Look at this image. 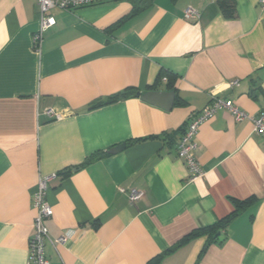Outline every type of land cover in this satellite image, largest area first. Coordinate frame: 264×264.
<instances>
[{"label": "crops", "instance_id": "crops-1", "mask_svg": "<svg viewBox=\"0 0 264 264\" xmlns=\"http://www.w3.org/2000/svg\"><path fill=\"white\" fill-rule=\"evenodd\" d=\"M132 1L50 9L36 49L37 0H0V264L27 261L41 175H52L48 264H264V140L252 121L222 109L199 125V178L177 152L211 95L264 110V10L234 0L226 18L218 0H151L129 15ZM236 200L248 203L217 239L179 243Z\"/></svg>", "mask_w": 264, "mask_h": 264}, {"label": "built area", "instance_id": "built-area-1", "mask_svg": "<svg viewBox=\"0 0 264 264\" xmlns=\"http://www.w3.org/2000/svg\"><path fill=\"white\" fill-rule=\"evenodd\" d=\"M111 1L118 0H37L39 7V24L38 28L33 33V46L36 49L39 48L44 30L55 23L54 17L49 14L50 9L58 8L64 11H71L77 8ZM257 3L259 7L264 10V0H257ZM195 15L196 11L191 7L186 9V17L194 18ZM236 84L237 81H229V83L225 85L230 87ZM222 109L227 110L237 121L244 119L252 121L254 131L261 135L264 140V110L257 115L250 116L248 113L237 107L231 99L211 95L209 103L187 121L183 134L178 142V157L184 160L188 170V179L190 180H194L203 175V170L195 156L197 145L194 138L197 129L203 121L212 117L218 110ZM45 114L49 117H60V114L53 109H47ZM51 176L52 175H41L39 177L36 191L32 196V204L36 209V216L33 222L35 232L29 240V251L25 264H48L44 252V245L45 240L48 238V231L44 225V220L50 217L53 213L51 206L45 199L48 181ZM127 196L131 202H134L142 196V192L132 188L127 192ZM64 240H66V236H62L58 239L59 242H63Z\"/></svg>", "mask_w": 264, "mask_h": 264}, {"label": "trees", "instance_id": "trees-1", "mask_svg": "<svg viewBox=\"0 0 264 264\" xmlns=\"http://www.w3.org/2000/svg\"><path fill=\"white\" fill-rule=\"evenodd\" d=\"M217 2L219 5V8L221 9V11L223 12V15L226 18H232L234 16V0H218ZM150 3H151V0H133L131 12L129 15L140 11L144 7L148 6ZM129 94H131V92H129V91L114 94V95L108 97L105 101L95 104L94 107H98V106H101L102 104L114 102V101H116L120 98H123ZM181 130H182V128H181ZM158 138H162L166 141L171 140L169 135H162ZM134 142H136V141L131 140V141L127 142L126 144L130 145V144H133ZM105 154L106 153L98 152V153L94 154L93 157H91V159L100 158V157L104 156ZM247 203H248L247 200H240V201L236 200V201H234L235 208H234L233 212H231L230 214H228L223 219L219 220L218 222H216L213 225L193 230L192 232L189 233V235L185 236L179 243L185 242L191 238H196V237H200V236H204V235H207L210 240L213 239L214 235L217 232H219L221 228H225L227 226V223L229 222V220L234 215H236L237 212H239L242 208H244Z\"/></svg>", "mask_w": 264, "mask_h": 264}, {"label": "water", "instance_id": "water-1", "mask_svg": "<svg viewBox=\"0 0 264 264\" xmlns=\"http://www.w3.org/2000/svg\"><path fill=\"white\" fill-rule=\"evenodd\" d=\"M169 96L172 97L173 94H170ZM170 105H171V103H169V106H170ZM124 147H125V144H124V143H121V144H118V145L112 147V148L109 150V152H110V153H115V152H117V151L123 149ZM218 235H219V233L217 232V233L214 235V239H217Z\"/></svg>", "mask_w": 264, "mask_h": 264}]
</instances>
